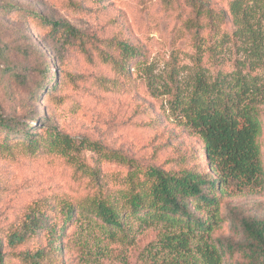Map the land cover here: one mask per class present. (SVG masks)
<instances>
[{
    "label": "trees",
    "instance_id": "1",
    "mask_svg": "<svg viewBox=\"0 0 264 264\" xmlns=\"http://www.w3.org/2000/svg\"><path fill=\"white\" fill-rule=\"evenodd\" d=\"M112 1L64 0V4L75 14L93 15L105 12ZM161 3L175 28L181 26L183 38L195 45L198 63L208 48L224 52L232 44L236 49L232 71L213 74L202 68L189 87L178 88L169 101L167 110L176 127L190 130L198 138V164L188 167L190 161L182 152L171 158L175 164L170 168L168 160L142 167L120 153L110 154L109 159L130 166V179L113 186L96 171L89 178L76 172L74 178L79 179L82 196L70 190L37 200L24 233L18 228L0 232V264H11L10 251L26 241L28 230L41 240L49 239L50 246L39 248L31 263L61 264L71 249L62 233L85 214L95 217L113 236L128 232L133 222L177 229V235L168 234L166 238L181 246L177 254L181 256V251L188 250L191 237L213 230L229 182L243 186L258 183L264 122V0H183L182 6L176 2V6L172 5L171 0ZM0 16L26 21L24 29L16 34L18 60H5L3 66L13 77L16 89L30 97L19 100L11 116L1 112L0 103V150L33 157L54 154L72 163L73 152L80 148L61 128L54 106L63 104L59 93L67 82L83 76L67 71L63 58L51 57L40 36L79 49L87 60L96 54L103 67L111 66L115 70L113 78L104 74L97 78V86L104 92L113 93L121 87L124 95L130 93L132 68L137 66L149 86L154 84L152 61L145 56L144 48L126 38L122 30L103 39L82 32L67 20L45 16L13 2L0 4ZM31 30L39 38L38 45L30 37ZM2 58L0 50V61ZM34 103L40 104L41 110ZM137 114L140 129L159 128L158 118L149 120L148 107H139ZM203 211L211 213L202 216ZM243 229L250 243L244 251L246 261L241 264H264V220H245ZM177 256L172 264H223L225 260L219 248L208 244L200 260Z\"/></svg>",
    "mask_w": 264,
    "mask_h": 264
},
{
    "label": "rangeland",
    "instance_id": "2",
    "mask_svg": "<svg viewBox=\"0 0 264 264\" xmlns=\"http://www.w3.org/2000/svg\"><path fill=\"white\" fill-rule=\"evenodd\" d=\"M8 2L45 16L67 20L82 32L103 39H110L122 30L126 38L144 48L145 56L152 61L154 84L149 86L137 66L132 68L130 93L124 95L121 87L113 93L104 92L97 86V78L101 74L113 78L115 70L111 66L103 67L96 54L87 60L79 49L40 36L51 57L63 58L67 71L83 76L67 82L66 88L59 93L63 96V104L54 106L61 128L80 148L73 152L72 163L54 154L33 157L19 151L0 150V232L18 228L24 233L37 200L70 190L76 191L77 197L82 196L79 179L74 178L76 172L78 176L83 174L89 178L92 171H96L113 186L127 182L130 166L109 159L112 153H120L142 167L168 160L171 163L167 168H170L175 164L171 158L176 152L187 154L188 167L198 164L195 158L200 152L198 138L192 131L176 127L167 110L169 101L175 97L178 88L187 89L202 68L213 74L232 71L236 55L232 44L224 52L208 48L198 63L195 45L183 38L184 34L179 32L181 26L176 29L174 21L164 14L165 5L161 0H113L106 5L105 12L93 15L73 13L65 7L64 0H0V4ZM175 2L183 5V0H171L176 6ZM25 24L21 18L0 16V50L3 53L0 103L1 112L6 116L14 113L19 100L29 97L26 92L16 89L13 77L3 66L5 60L12 63L18 60L16 34L24 29ZM30 35L34 45H38L39 38L32 30ZM34 106L41 110L40 104L34 103ZM139 107L150 109L149 120L159 119L157 130H142L137 126L140 123ZM260 141L262 174L258 183L243 186L236 181L229 182L212 224L213 230L191 237L188 250L181 251V256H177L181 246L166 238L168 234L177 235V229H168L162 224L148 227L133 222L128 232H117L113 236L95 217L85 214L62 233L71 243V249L61 259V264H172L176 256L200 260L201 251L207 244L222 251L223 264L245 262L244 251L248 250L250 242L243 221L264 220V122ZM161 146V150H156ZM208 212L203 211L201 215H208ZM33 232L28 230L26 241L10 251L11 264H32V256L39 248L50 247L49 239L41 240Z\"/></svg>",
    "mask_w": 264,
    "mask_h": 264
}]
</instances>
